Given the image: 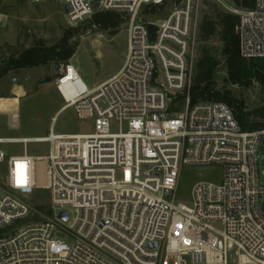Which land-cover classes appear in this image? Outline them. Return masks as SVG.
Returning <instances> with one entry per match:
<instances>
[{
	"label": "built area",
	"instance_id": "obj_1",
	"mask_svg": "<svg viewBox=\"0 0 264 264\" xmlns=\"http://www.w3.org/2000/svg\"><path fill=\"white\" fill-rule=\"evenodd\" d=\"M164 1L62 0L73 27L97 12L129 17L127 55L94 89L73 66L57 81L65 107L92 120V133L0 138V231L15 227L0 237V264H264V129L244 131L225 103H191L201 0H181L156 22L140 18ZM216 1L239 18L240 55L264 58V0L251 9ZM71 67L77 93L68 101L61 87ZM30 143L51 151L35 158L2 149ZM214 166L222 182H199L192 206L178 203L182 170ZM38 190L50 192L53 218L27 201Z\"/></svg>",
	"mask_w": 264,
	"mask_h": 264
},
{
	"label": "rangeland",
	"instance_id": "obj_2",
	"mask_svg": "<svg viewBox=\"0 0 264 264\" xmlns=\"http://www.w3.org/2000/svg\"><path fill=\"white\" fill-rule=\"evenodd\" d=\"M181 1V0H179ZM230 8H239L233 0H221ZM62 0H0V60L26 50L42 42L46 47L60 41L65 32L77 29L72 41L78 44L76 53L68 63H62L61 70L56 71L52 64L10 74L0 81V138H43L49 135L51 128L56 134H89L94 131L90 119L78 118L74 108L65 106L57 81L63 76L67 66L78 69L82 79L89 88L100 83L120 66L127 53V27L129 17L117 28L103 29L91 24L79 27L71 26L63 10ZM170 12L173 5L168 2ZM230 13L216 0H201L199 23L206 14L218 16ZM144 22H156L163 19V12L151 14L147 8L140 12ZM210 49L219 65L214 74L215 88L218 91H231L242 99L248 110L264 105V87L255 82L248 88L235 86L229 82L225 59L222 56L223 44L215 37L208 42H199L196 46L195 65L200 58L203 47ZM249 60V59H248ZM16 78V84L12 83ZM48 81V82H47ZM17 87L25 92L22 97L14 94ZM18 99L17 104L12 102ZM70 99V98H68ZM7 100V105L4 104ZM117 132L115 126L112 129ZM2 149L9 155H22L26 152L31 157H47L51 151L49 143H30L26 149L23 144H4ZM259 170L264 171V142L259 149ZM6 175V166H0V183ZM223 168H184L178 184L176 199L178 203L192 206V189L199 182L221 183ZM27 201L45 216L53 218L59 210H53L51 194L38 190ZM70 211L67 225L74 220ZM14 228L0 231L1 236L11 235ZM64 239L63 235H59ZM71 244V241H68Z\"/></svg>",
	"mask_w": 264,
	"mask_h": 264
},
{
	"label": "trees",
	"instance_id": "obj_3",
	"mask_svg": "<svg viewBox=\"0 0 264 264\" xmlns=\"http://www.w3.org/2000/svg\"><path fill=\"white\" fill-rule=\"evenodd\" d=\"M239 8L251 9L254 0H233ZM170 2L173 7L179 0H165L162 5L145 6L149 13L156 14L163 12V17L168 15L166 7ZM143 8V9H144ZM142 9V10H143ZM141 10V11H142ZM216 19L211 14H206L199 24L196 44L208 42L217 37L223 44L222 56L225 59L229 82L235 86L248 88L255 82H259L264 87V58L245 59L240 55L239 37L236 33L238 16L226 13ZM126 18L118 13L106 12L95 13L89 24L100 28H117ZM153 32L154 27L149 26ZM77 29L66 31L63 38L56 44L46 47L42 42L30 47L17 55L9 56L0 60V81L10 75L21 71L30 70L50 65H60L68 63L74 54L78 44L73 42V35ZM219 65L210 49L203 47L198 59L192 80L191 103L199 101H218L228 105L234 113L235 119L244 131H255L264 129V105L252 110H248L245 102L237 98L231 91H218L215 88L214 74ZM48 82V81H47ZM4 104H8L7 100ZM15 99L12 104H17Z\"/></svg>",
	"mask_w": 264,
	"mask_h": 264
},
{
	"label": "bare ground",
	"instance_id": "obj_4",
	"mask_svg": "<svg viewBox=\"0 0 264 264\" xmlns=\"http://www.w3.org/2000/svg\"><path fill=\"white\" fill-rule=\"evenodd\" d=\"M75 75H76V71L73 67H71L69 71L66 72L65 74L66 79L64 80V85L61 87V92L63 93V95L68 101L73 100L74 96L77 93V86H75V84L73 83V79ZM79 85L82 86L81 84ZM22 139L25 140L26 138H22ZM27 139H30V138H27ZM39 166L43 167V163H40ZM41 182H43V177L41 178Z\"/></svg>",
	"mask_w": 264,
	"mask_h": 264
},
{
	"label": "crops",
	"instance_id": "obj_5",
	"mask_svg": "<svg viewBox=\"0 0 264 264\" xmlns=\"http://www.w3.org/2000/svg\"><path fill=\"white\" fill-rule=\"evenodd\" d=\"M127 42H128V36H127ZM126 55H127V53H126ZM125 59H126V56H125V58L123 59V61L121 62L120 66L117 68V70H116L114 73H112V74H111L110 76H108L106 79L102 80L100 83H97L96 85L93 84L91 89H94V88L98 87L99 85L105 83L106 81H108L109 79H111L112 77H114V76H115V75L121 70L122 66L124 65ZM74 68H75V67H74ZM75 69H76V71L79 73L78 69H77V68H75ZM79 75H80V73H79ZM80 77H81V75H80ZM81 78H82V77H81ZM82 80H83V79H82ZM83 81H84V80H83ZM84 83H85V82H84ZM85 84H86V83H85ZM86 85H87V84H86ZM24 92H25V89H24V88H22V87H17V88L15 89L14 94H15L16 96H18V97H22L23 94H24ZM65 109H67V108H66L65 106H63V107L59 110L58 113L62 112V111L65 110ZM51 129H52V128H51ZM9 139H10V138H9ZM11 139H18V138H11Z\"/></svg>",
	"mask_w": 264,
	"mask_h": 264
},
{
	"label": "water",
	"instance_id": "obj_6",
	"mask_svg": "<svg viewBox=\"0 0 264 264\" xmlns=\"http://www.w3.org/2000/svg\"><path fill=\"white\" fill-rule=\"evenodd\" d=\"M100 1L101 0H90L91 7H95ZM63 10H64L65 15L67 16L69 14V7L65 5L63 7ZM89 22H90V19H86L83 22V24H88ZM61 68H62L61 65H55V70L56 71L61 70ZM16 82H17V79L16 78H12V83L13 84H16ZM61 217L66 220L67 219V213L66 212H63L61 214Z\"/></svg>",
	"mask_w": 264,
	"mask_h": 264
}]
</instances>
